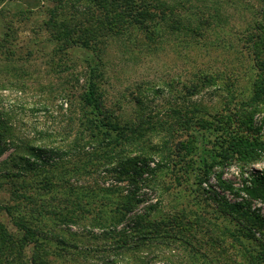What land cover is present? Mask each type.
<instances>
[{
	"label": "rangeland",
	"instance_id": "obj_1",
	"mask_svg": "<svg viewBox=\"0 0 264 264\" xmlns=\"http://www.w3.org/2000/svg\"><path fill=\"white\" fill-rule=\"evenodd\" d=\"M68 1L0 0V225L13 241L25 238L23 225L33 231L12 252L15 262L255 264L244 247L255 251L259 240L244 245L230 236L239 219L224 205L249 206L264 216V201L248 200L244 190L250 174L264 170V153L246 161L223 152L199 185L194 176L198 152L211 146L218 129L264 141L260 61L218 27L223 21L198 35L161 25L160 35L148 37L131 28L118 34L100 28L93 36L98 25L75 24ZM206 1L212 2H181L185 22L192 25L198 8L192 5ZM238 16L234 12L230 21ZM91 76L103 112L123 127L122 139L104 140L86 120L81 95ZM191 109L192 127L184 121ZM208 131L204 144L198 138ZM36 147L47 163L34 172L29 167L39 161L30 151ZM144 153L154 157L151 166L161 167L139 182L145 201L134 214L152 219L143 218L148 236L140 238L132 226L141 217L134 221L127 213L119 222L121 214L105 219L97 211L113 214L120 195L133 188L127 179L117 180V160ZM180 209L186 231L182 237L164 234L173 230L161 224Z\"/></svg>",
	"mask_w": 264,
	"mask_h": 264
},
{
	"label": "trees",
	"instance_id": "obj_2",
	"mask_svg": "<svg viewBox=\"0 0 264 264\" xmlns=\"http://www.w3.org/2000/svg\"><path fill=\"white\" fill-rule=\"evenodd\" d=\"M183 1L188 0H69L68 4H70V8L74 10L73 14L75 15H72L70 20H73L75 24H89V21H91V23L98 25V29L91 32L93 36L98 33L97 31L100 28L106 30L107 33L110 34H118L131 28L144 32L146 37H148L155 34L160 35V28L164 30V27L161 25H166L170 30H179L180 28L192 30V34L197 33L198 35L199 32H202L212 24L221 25V21H223V25L218 27L225 31L229 37L237 39V41L241 42L245 47H248L253 56V60L260 61V65H262V69L264 70V0H212L210 5H207V1L203 4L201 3L199 6L192 5V8L198 7L194 12L195 17H192V25L191 22H185V17L180 15L181 11L178 10V8L182 6L183 3L181 2ZM77 2L81 4L80 7H75ZM210 10L212 15L210 14ZM206 11L210 15L205 17L204 13H206ZM223 12L224 16L222 19ZM234 12H237L239 16L237 21L231 22L230 18ZM77 14H85V17L82 19L78 18L76 16ZM212 17H214V19H211ZM63 24L66 25V23ZM80 31L79 33L83 34V31ZM82 41L83 39H79V42ZM233 41L234 39H231L230 43ZM75 42L77 41L75 40ZM231 74L229 73L228 77H225L228 86L232 85V81L229 80V78L233 76ZM212 78L214 79L215 76L213 75ZM194 86L196 87L197 85L195 84ZM191 88L192 86L188 87V89L185 87L186 92L192 90ZM98 90L99 87L95 77H89L86 80L85 90L81 95V101L88 109L86 120L90 122L88 124H94V128L100 131L104 140L109 139L107 136L111 137L112 135L119 136L122 139L124 137V132L122 131L123 127L115 123L111 118H108L103 112ZM260 103L264 106V97L260 99ZM188 111L191 112V114H189L187 118H184L187 126L190 125V121L192 123V109ZM218 131L219 133H216L214 137L215 140L211 141V146L203 147L200 152H198L199 155L197 154L199 158L196 163L194 180L198 185L202 182L204 175L213 164L217 162V157L223 155V152H225V154L236 153L241 156L243 155L242 158L246 161L254 158L256 155L258 156V152L260 151L264 153V141L257 138L252 141L243 135L231 131H226V134H222L220 129H218ZM211 132H203L198 139L204 141V144H206L205 141H209L207 135ZM125 140L131 141L132 137L125 138ZM187 141H192V133ZM192 147L194 146L192 145ZM41 150V148L37 147L31 149L30 156L33 157V160L39 162L35 161L31 163L32 166L29 167L30 171L36 172L35 170L41 167V165H37L38 163H42L43 165L47 163L42 156ZM146 154H135L117 160V166L113 169L116 173L117 180L127 179L128 182L132 184L133 188L125 194L120 195L119 198L121 202L116 206L113 214H110V211L107 209L101 211L98 209L97 213L100 217L104 216L105 219L113 218L115 220L117 215L121 214L118 215V219H116V221L119 222L123 220L127 213L133 214L131 219H134V221H136V218L141 217V215L134 214V209L145 201L143 194L138 193V189H140L139 182H142L144 179L149 180L160 166L158 162L154 164V166H151L150 162L154 161V157ZM48 180L49 178L45 181L48 182ZM106 190H108L107 193L109 194L110 190ZM244 190L248 200L259 199L264 201V170L255 171L250 174L249 183L244 185ZM86 203L88 204V202ZM98 204L103 203L99 201ZM224 206L229 212H233L239 219V226L237 228L228 229L230 236L238 240L241 239L242 241L240 242H244V245H248L251 240H259L260 247L257 250H249L247 246H245L244 249L249 252L255 264H264V240L262 239L264 237V216L259 212L251 211L249 206H243L238 203L225 202ZM146 208H148V206H146ZM5 210L7 211L9 209L5 208ZM183 210L184 209H180L176 211L174 214L175 217L170 216L167 223L164 222L161 224V227L167 230H173L163 231L164 234L173 232L175 236L182 237L181 234L186 231L185 226L179 223L183 216V213H181ZM146 216L147 215H143L140 222L138 220L136 221L135 225L140 224L138 229L135 228V225L132 226L133 233H136V236L140 238L148 236L146 235L147 233H145L147 231V229H145L147 226L144 227L143 224L145 222H150L152 219ZM143 218L147 220L144 221V223L142 222ZM159 222L161 221H158V223ZM15 224L20 226L24 223L16 222ZM21 229L25 231V238L29 235L32 237L33 231H30V227L23 225ZM256 232H258V237L255 235ZM25 238H22L20 241L11 240L10 237L7 236L5 229L0 225V264H23L21 262H15L18 258L16 256L18 255L16 253L12 255V252H18L20 250L19 248L28 242ZM30 258L31 260H35L34 256ZM40 262L44 263L42 257L40 258Z\"/></svg>",
	"mask_w": 264,
	"mask_h": 264
}]
</instances>
